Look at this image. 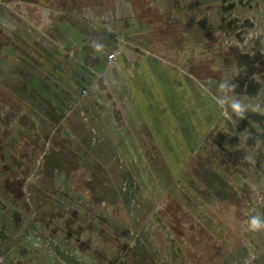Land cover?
<instances>
[{"label":"rangeland","instance_id":"374dc122","mask_svg":"<svg viewBox=\"0 0 264 264\" xmlns=\"http://www.w3.org/2000/svg\"><path fill=\"white\" fill-rule=\"evenodd\" d=\"M32 1L0 0V203L3 210L7 208L8 220L5 234L0 235V264H264V18L256 15L254 4L249 1L245 8L236 4L235 11L228 10L224 2L213 12L196 8L194 21L189 14L183 21H178L176 12L166 14L172 29L168 33L174 35L169 46L162 48L169 66L194 76L203 93L225 108L220 118L226 123L211 129L210 134L206 131L204 143L187 161L178 181L163 167L165 160H129V175L121 176V186L110 197L113 202L103 205L86 185L95 179L111 184L109 176L97 173L79 153L63 122L51 125L40 118L39 123V111L33 110L23 94L15 93L18 80L14 78L19 69L14 58L22 54L23 47L30 54L40 55L41 60L48 52L43 45L36 51L28 42L34 40L39 45V40L42 44L65 40L68 45L62 48L70 55L74 48L80 54V42L75 41L80 34L75 28L65 30L59 25L61 20L56 21L58 16L36 8ZM62 1L69 7L108 5L104 0ZM136 1L139 7H181L180 3L191 7L188 0ZM116 25H110L104 35L109 44L103 67L113 74L115 59L109 55L118 49L111 36L119 28ZM182 32H196V41L181 39ZM128 35L120 43L121 52L125 50L122 46L131 44ZM154 49L161 53L160 47ZM40 68L42 74L51 71L45 62ZM11 81L12 88L8 89ZM33 81L36 86L49 87L48 79ZM2 88L6 94H1ZM188 108L196 121L203 123L197 105L196 112L195 105L188 104ZM146 133L150 137L148 130ZM140 145L147 153L150 149L159 151L149 138L137 142V148ZM55 148L77 151L74 176L62 172L51 175L45 157L32 152L44 154ZM216 166L232 171L229 181L219 175ZM214 176L218 179L213 180ZM147 195L153 196V201ZM66 196L76 205H70ZM58 204L69 215L78 214L86 225L80 238L71 232L72 239L65 240L64 234L53 230L59 226L53 221ZM151 211L154 215L150 219ZM161 216L168 219L167 226L160 225ZM98 218L120 230L123 237L106 230ZM105 236L113 246L104 241Z\"/></svg>","mask_w":264,"mask_h":264},{"label":"crops","instance_id":"0c3cea01","mask_svg":"<svg viewBox=\"0 0 264 264\" xmlns=\"http://www.w3.org/2000/svg\"><path fill=\"white\" fill-rule=\"evenodd\" d=\"M188 1L191 7L180 3L181 7L171 8L165 5L162 8L139 7L136 0H104L107 6H102V3L100 5L86 3L82 7H69L62 0L32 1L37 4L36 8L58 16L56 21L61 20L59 25L65 30L69 27L72 30L75 28L74 31L80 34L75 40L80 42L77 44L80 54H76L78 52H75V48L74 56L73 51L70 55L69 50L62 48L68 45V41L65 40L59 39L42 44L38 39L39 45L34 40L33 44L31 41L28 42L30 44L28 46L32 45L36 51H40L43 45L48 52L46 56L43 54L44 59L41 60L40 55L35 52L30 54L23 47L22 54L14 58L19 69L14 78L18 80L15 93L23 94L32 103L30 105L33 110L39 111L40 114H37L39 123L40 118L51 125L57 124V121L63 122L70 130L79 153L84 154L97 173L109 176L111 184L103 185L102 181L95 179L86 185L103 205L113 202L110 197L121 186V176L129 175L128 171L131 169L129 160L135 161L139 157H142L145 163L154 158L165 160V165L162 161L161 164L166 171L169 169L173 178L178 181L186 170L187 161L196 155V150L204 143L203 135L206 131L208 130L210 134L211 129L214 130L226 123L221 122L223 119L220 118L225 109L221 108L222 104L212 96L205 95L201 84L196 82L194 76L169 66V57L163 54L162 48L169 46L170 37L174 35L168 33L172 29L168 28L166 14L174 15L176 12L178 21L185 18V14H189L193 16L194 21L196 8L213 12L219 3L224 2L228 10L235 11L237 5L239 8H245L251 1L256 15L264 18V0ZM185 7L189 8L188 12L185 11ZM253 8L250 10L253 11ZM155 15H159L160 18L155 19ZM126 21L129 23L128 27L123 25ZM114 24L119 28L110 35L117 41V47H120L121 41L125 42L128 33L132 41L129 45L125 44L123 46L125 50L115 58L113 68L115 67L118 77L116 73H112L113 70L103 67L108 60L106 44H109L108 37L105 38L104 35L109 32L107 30L109 26ZM193 28L196 29V26ZM183 29L184 32L188 30L185 27ZM69 36L73 39L72 34ZM180 37L181 39L189 37L196 41V32L191 35L182 32ZM21 40L25 43V39ZM156 47H160L161 53L154 49ZM44 62L48 67L51 66L50 73H44L45 75L40 68V64ZM6 78L11 80L10 75ZM37 79L39 83L41 79H48L49 87H42L39 84L36 86L33 80ZM12 84L11 81L10 86L6 85L10 87L8 89L12 88ZM82 89H87L88 94L84 95ZM6 91V88L3 89L1 94H6ZM17 103L22 105L21 101L17 100ZM188 104L195 105V112L197 105L202 113L203 123L196 121V115L190 112ZM200 125L203 126L202 129L199 128ZM225 136L228 138L227 132ZM148 138L157 145L158 153L152 149L151 153H147L142 145L137 148V142L142 143ZM76 152L55 148L39 154V157H45V166L51 175L56 177L57 173L62 172L67 176H74L77 169ZM149 168L154 172L152 166ZM214 169L229 181L228 175H231L232 171L225 166L221 168L216 166ZM215 178L217 177L214 176L213 180ZM209 185L213 187L212 183ZM59 191L64 190L59 188ZM198 191H201L200 187L196 188V192ZM148 199L153 201V196H148ZM217 199L215 196L214 200ZM74 215L79 220V215L75 213ZM153 215L151 211L149 218L151 219ZM159 219L162 227L167 226L168 219L162 216Z\"/></svg>","mask_w":264,"mask_h":264},{"label":"trees","instance_id":"16d2710c","mask_svg":"<svg viewBox=\"0 0 264 264\" xmlns=\"http://www.w3.org/2000/svg\"><path fill=\"white\" fill-rule=\"evenodd\" d=\"M127 22V21H126ZM126 27L129 26V23H127L125 25ZM35 147V145L33 146ZM40 150V148H39ZM36 151V150H35ZM41 151H36L35 154H40ZM64 198V196H63ZM65 199L67 200V202L70 204V205H76L75 202L70 199L68 196L65 197ZM63 200V199H62ZM57 207H60L59 209V212H57L54 216H53V221L59 225L58 226V230L56 228H53V230H56L58 231L59 233H62L64 234V238L65 240H70L72 239V233L77 236L78 238H80L82 235H83V231L86 230V225H84L83 223H81L77 217L74 215V213L70 214L65 212L64 208L62 207V205L58 204ZM56 210V208L54 209ZM89 214V213H88ZM90 215V214H89ZM92 216V215H91ZM94 216V215H93ZM92 216V217H93ZM95 217V216H94ZM99 219V218H98ZM99 223L101 225L104 226V228L106 230H108L110 233H112L114 236H116L117 238H122L123 237V233H121L120 230H118L117 228H115L114 226H111L108 222L106 221H103L101 219L98 220ZM75 226L77 228H75ZM263 226H264V223H263ZM64 231L68 232V233H65ZM72 232V233H71ZM91 233L93 231H90ZM71 235V236H70ZM105 238V242L108 241L109 244H111L112 246L114 245V242L110 239H108V237H104ZM263 239V238H262ZM264 241V239L262 240Z\"/></svg>","mask_w":264,"mask_h":264},{"label":"flooded vegetation","instance_id":"af4514ba","mask_svg":"<svg viewBox=\"0 0 264 264\" xmlns=\"http://www.w3.org/2000/svg\"><path fill=\"white\" fill-rule=\"evenodd\" d=\"M32 152L35 154V150H32ZM2 194V193H0ZM1 209H0V235L2 236L5 234V230L8 227V220H7V208L3 210V207L0 203Z\"/></svg>","mask_w":264,"mask_h":264},{"label":"built area","instance_id":"2783aa9c","mask_svg":"<svg viewBox=\"0 0 264 264\" xmlns=\"http://www.w3.org/2000/svg\"><path fill=\"white\" fill-rule=\"evenodd\" d=\"M122 47H123V46H122ZM120 49H121V48L118 47V49L116 50V52L110 54V55H109V59L114 60V59H115V58L121 53V50H120ZM82 93H83L84 95H87V94H88V90H87V89H82Z\"/></svg>","mask_w":264,"mask_h":264}]
</instances>
